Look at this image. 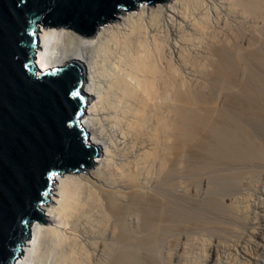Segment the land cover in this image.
Returning <instances> with one entry per match:
<instances>
[{"label":"bare ground","instance_id":"obj_1","mask_svg":"<svg viewBox=\"0 0 264 264\" xmlns=\"http://www.w3.org/2000/svg\"><path fill=\"white\" fill-rule=\"evenodd\" d=\"M204 3V0H171L167 3L154 5L142 3L134 10L115 14L116 19H109L102 25H98L93 36L90 37L82 36L78 31L65 28L62 25L42 28L39 36L40 46L36 57L39 71L45 72L55 66H65L70 62H78L83 67L84 86L82 90L90 99L87 107L88 111L85 110V116L83 117V130L89 134V137H92V145L98 147L101 154L98 157L99 159L95 161L97 164L86 172H65L62 176L56 175L55 181L51 183L53 186L51 189L55 193H53V197H46L50 201L47 202V206L44 205L47 214L43 218L47 223L38 220L33 221L30 228V238L25 240L24 254L17 264H145L144 259L148 260V256L155 253L158 256L160 251L166 256L168 262L175 259L180 261L179 256L187 245L186 239H188V243L191 235L186 231V233H183L186 234V239L184 236L179 235H183L181 232L187 230L190 225L200 222L202 224L204 222L203 218L206 216L200 219L201 215H194L199 213L197 210L202 206L199 204V209L196 208L198 201L194 203L197 206L193 205L196 211L194 214L191 211V209L194 210L193 208H189L185 203V206L191 212L186 211V207L184 205L182 207V204L177 201L178 191L176 192V190L181 191L180 187L182 188V185L180 183L187 182L185 180L181 181L178 176L181 177L182 174H185L189 176L190 180L192 178L196 179L197 176L199 179V176L201 177L199 172L202 170L203 174L206 166L212 165L210 167H213L216 162H219V164L220 162L223 164L227 162L228 166L229 162H232L231 164L235 162V165L236 162L242 163V165L251 163L247 167L253 166L252 163L255 162L256 164L259 160L264 162V0H222V3L220 2L222 8H218L223 9L225 19L220 16L221 11L217 10L218 4L217 6L215 4L216 10L214 12L217 11L215 14H219L220 19L224 20V24L223 28L220 26L222 23L218 25L221 28L219 31H222L219 33L220 35L216 33L219 28L216 31L214 30L217 35L209 33L210 30L213 32L212 29L214 28L207 31L208 34L213 36H211L212 38L209 36L211 40L205 41L209 43L206 47L205 44L207 43H205L203 47L208 49V54H205L207 56L200 55V52L197 53L203 59H206L205 62H202L201 57L197 56L196 61L199 60L203 63L200 65L195 62L194 54L196 53L191 54L197 48L193 47L192 52H190L191 50L187 51L188 49L185 52L184 48H181L178 52L174 51L173 36L181 32L184 33L187 28L199 30L201 34L202 31L206 33L209 26L208 22L213 18H209L211 11L209 12V9L206 12L208 8H203ZM209 4L208 7L214 5V3L211 6ZM191 6H193V9H200L202 12L198 11L201 16L199 15L200 17L196 18L194 15L195 18H191L188 23L185 20L187 18L185 13H188L189 9L191 11ZM179 7H186V11L179 10ZM198 12L196 11V13ZM190 13L194 14L191 11L188 13L189 16ZM179 18L181 20H178ZM188 19L190 18L188 17ZM216 22L219 24L218 21ZM210 26H214V23ZM191 31L188 33L190 34ZM199 31H196V33H199ZM188 33L186 34L188 35ZM207 33L205 37L208 36ZM181 34L179 35L182 36L183 34ZM203 38L200 37L202 41ZM187 39L190 40V38ZM186 40L183 42H189V40ZM179 41L175 46L180 45ZM193 41L194 38L191 44H188L192 46ZM202 45H200V48H202ZM196 47L198 46L196 45ZM188 48L190 49V47ZM204 52L206 53V50ZM187 53L190 56L194 55L191 57H193L197 66L199 64V69L195 63L192 65L195 66V70H198L195 72L206 75L204 76L206 77L204 79L206 84L203 81L204 84L200 83L203 78H199L202 75H199V78L195 76L200 82H196L194 87L191 86L193 81L189 80V77L190 84H188L184 77L187 75L183 73L184 76L182 77L181 72H179L180 68H178L181 64L179 65V61L177 64L176 59L179 57V59H183V62L192 59ZM186 63L188 65L189 62ZM190 72L191 70L187 74L193 78L191 75L194 70L192 74ZM196 154L201 156L199 158V160L201 159L200 162H197L199 160L195 158ZM194 160H196V164H194ZM240 164L238 165L241 166ZM219 167L216 171L221 170V168L218 169ZM246 168L248 176L245 177L248 178L251 172ZM230 169H234V167H230ZM206 170L209 171L208 168ZM237 170H235V173ZM245 170L244 172H246ZM227 171L224 170V173ZM251 171L254 174L255 170ZM229 172L228 175L231 174ZM244 172L240 170L235 175L233 170L232 176H236L237 179L235 177L234 179L240 182L243 177L241 179L239 177ZM206 173L211 175V172H205L203 174L204 178H208ZM224 173L222 175L225 176ZM213 174H215L214 177H212ZM213 174L209 176L208 181L213 178H216V180L223 179V177H217L222 176L221 174L217 173V176L216 172ZM232 176L229 179L234 181ZM183 177L185 178V176ZM203 177L200 178V181L204 180ZM245 180L240 184L234 182L241 186L245 183ZM200 181L198 180L199 183ZM233 181L229 183L222 182H226L225 184L231 183L230 186L221 182L219 184L231 188V185L234 184ZM176 182L181 186H178ZM193 182L191 181V183ZM198 182L195 181V184H198ZM201 182L203 184V181ZM217 182H214L215 185ZM188 183L190 184V181ZM188 183L185 185L188 186ZM210 184L213 183H208V186H212ZM219 184L217 183V185ZM221 185L219 186L221 187ZM177 186L179 188L176 189ZM190 186L192 185L190 184ZM197 186H195V191L198 190ZM200 186L203 185L200 183ZM214 186L210 188L214 190ZM220 187L215 190L219 192L212 191V193H220L219 196L225 192L223 196H231L226 195L229 189L226 188V192L223 191V187ZM236 187L233 186L235 190ZM245 187H243L244 190H246ZM183 188H186V186L183 185ZM187 188L184 190L185 192L189 190ZM233 188L230 189L231 192L234 191ZM220 189H223L221 190L223 193ZM240 189L242 190V186ZM240 189L236 191H240ZM204 193L205 197L209 195L208 192ZM244 193L245 191L242 195ZM235 194L238 195V192ZM245 194L243 197L247 198L246 203L249 202L248 199L250 198ZM185 195L182 198L186 197ZM192 195H189V197ZM237 195H234V197ZM240 195L237 196V199L242 197H239ZM218 196L216 195L214 198ZM223 196H220V200ZM193 197H191L192 200ZM243 197L241 201L239 200L241 203L244 202L245 198ZM186 198V201L190 199ZM203 199L205 198L203 197L200 200L202 203ZM210 199L207 198L204 201L208 200L207 203L211 204ZM218 199L217 202H219ZM192 200L190 201L192 202ZM194 200H197L196 197ZM212 201L216 203L214 205H217L215 200ZM241 203L239 207H241ZM237 204L229 201L224 202L223 206L233 210ZM242 205L244 204L242 203ZM212 206L207 205V209H211L208 212L212 213L213 211L214 213L216 210L214 209V211ZM255 206L257 207V205ZM217 207L215 206V208ZM225 207H222L223 210L219 207L217 211L221 212L222 210L223 212ZM251 208L252 211L256 210L253 206ZM227 210L226 213H229ZM203 211L206 212V210ZM239 211L237 210V213ZM243 212L245 215L248 213ZM235 213L236 210L233 214ZM256 213L257 216L258 213L260 214V212ZM233 214L231 215L234 220ZM222 215L221 218L224 219ZM207 216L209 219L214 217V215H212V218L210 215ZM194 217H198V219ZM245 218L243 220L242 217L240 218L244 225L246 222L243 221H247ZM209 219L205 218V221ZM227 219L219 223L215 218L214 227L222 225L224 221L227 224ZM254 219L250 222L255 223ZM256 219L259 224L260 220ZM210 221L204 222V225L207 222L210 225ZM236 224H233V226L231 224L230 227L232 226L234 230V226L239 227ZM225 225L221 226V232L227 231L225 229L226 227L228 229L229 223L226 227ZM259 225L261 226V224ZM208 226H205V228ZM252 226L254 227V225ZM258 226L256 225V228ZM223 227H225L224 230ZM263 227L264 225L261 226L260 230L255 228L256 232L253 236L255 235L257 239L260 238L261 232L263 234ZM240 228H235L238 229L237 233L241 231H239ZM213 229L211 228V230ZM219 229L217 228V230ZM203 230L210 231V229ZM228 230L230 231V229ZM199 231L201 234H198L201 237L202 231L201 229ZM229 231L227 232L229 233ZM233 232L235 233V230ZM203 233L207 234L206 232ZM187 234L190 236L189 238ZM208 234L211 236V233L208 232ZM218 234L216 236L220 235L221 238L229 235ZM235 235L232 234L230 237L233 236L234 238ZM192 236L196 241L201 242L200 237L196 236L199 239L197 240L194 235ZM236 236V241H238L239 235ZM243 236L245 235L243 234ZM205 238L204 240L207 242L209 239L206 238V240ZM233 238L230 239L234 240ZM223 239L219 238L218 242L210 239V243L205 242L206 245L208 244L207 247L206 245L204 247L203 243L204 250L202 245L201 249L204 254L201 257L202 252L200 253L198 261H201V258L203 259L202 264H215V262L217 264V260L221 258L219 257V247H221L219 244L221 241L224 242ZM257 242L259 243V241ZM237 245H235L237 247H235V250H238ZM258 245L261 244L259 243L256 246ZM246 247L249 248L247 245ZM184 250L187 253V250ZM249 251L247 253H251V255L254 252ZM162 252H160L161 255ZM161 255L156 257L159 258ZM183 255L187 256V254ZM243 255L245 254L243 253ZM239 257L241 258V256ZM161 258L160 260H163ZM151 260L149 259V261ZM164 261L166 260L164 259ZM238 261V264H241L242 260ZM168 262L165 263L168 264ZM154 263H158V261L156 260ZM161 263L164 262L161 261ZM182 264H185V262L183 261Z\"/></svg>","mask_w":264,"mask_h":264},{"label":"water","instance_id":"obj_2","mask_svg":"<svg viewBox=\"0 0 264 264\" xmlns=\"http://www.w3.org/2000/svg\"><path fill=\"white\" fill-rule=\"evenodd\" d=\"M169 1L0 0V264H17L33 221L47 223L40 205L55 176L86 172L101 154L80 123L90 100L83 67L40 72V31L62 25L90 37L115 14Z\"/></svg>","mask_w":264,"mask_h":264},{"label":"rangeland","instance_id":"obj_3","mask_svg":"<svg viewBox=\"0 0 264 264\" xmlns=\"http://www.w3.org/2000/svg\"><path fill=\"white\" fill-rule=\"evenodd\" d=\"M206 1H208V2H206ZM206 1L204 0V2H205L206 4H207V3H208V4L210 3L209 6L213 5V3H214L213 6H215V4H216V6H217V4H218V6H217V10H218V11L220 10L221 12H223V13H221V12L219 11L220 14H221L220 16H221L223 19H225V18H224L225 15H224V17H223V14H225L224 11H223V9H222V10L219 9V8H222V7H220V6H222V4H221V3H222V0H217V1H216V0H212V3H211V0H206ZM215 1H216V2H215ZM219 1H220L221 3H220ZM205 3H204L203 8H206V9L208 8V9L206 10V12L210 9L209 12H210V11H211V12H210V14H209V18H210V17L213 18V19H212L213 21H212V20L209 21V19H208V21H209V22H208V25H209L208 28L211 27L210 25H211L212 23H214V26H215V27L212 26V27L209 28V29L207 28V29H206V33H207V31H209L210 29L214 28V29H212L213 32H211V30L209 31V33L212 34V33H214V32L217 30V28H219V29L217 30L218 32H216V33H217L218 35H220L219 33H221L222 31H219V30H221V28H223L222 26H223V24H224V23H223L224 20H223V19H220L221 17L219 16V14H215V13L217 12V11L214 12V10H216V9H215L216 6H215V7L211 6V7H213V8H211V7H208V4L206 5ZM219 3H220L221 5H220ZM206 6H207V7H206ZM192 7H193V6H191L190 8H191L192 13H194V14H191V13H190L191 15L189 16L188 13L191 12L190 9L187 11L188 13H185V15L187 16V18H185V20H186L188 23L190 22L191 18L193 19V18H195V16H196V18H198V16L201 14L200 12H202V11H200V9L197 10L196 8H194V9H195V10H194ZM201 7H202V6H201ZM218 7H219V8H218ZM179 8H180L179 10H181V11H184V12L186 11V7H179ZM203 8H201V9L203 10ZM187 9H188V8H187ZM192 9L194 10V12H193ZM211 9H212V10H211ZM204 10H205V9H204ZM196 11H197V12L200 11V12L196 13ZM209 12H208V13H209ZM219 12H218V13H219ZM213 13H214V15L212 16ZM194 15H195V16H194ZM192 16H193V17H192ZM200 16H201V15H200ZM200 16H199V17H200ZM214 16H215V18H214ZM217 16H219V17H217ZM188 17H189L190 19H188ZM216 17H217V19H218V18H219V19L217 20ZM211 18H210V19H211ZM215 19H216V20H215ZM178 20H181V19L179 18ZM188 20H189V21H188ZM219 20H221L222 22H220ZM182 21H183V20H182ZM214 21H215V22H214ZM216 21H218L219 24H217ZM183 22H185V21H183ZM185 23H186V22H185ZM185 23H183V24H185ZM209 23H210V24H209ZM221 23H222V24H221ZM215 24H216V25H215ZM220 24H221V25H220ZM218 25H220L221 28H220V26H218ZM190 29H191V28H190ZM190 29L187 28V30H186L187 32L184 31V33H185V32L188 33L189 31L192 30V29H191V30H190ZM214 30H215V31H214ZM222 30H223V29H222ZM194 31H195V32H194ZM196 31H199V30H192V31L190 32V34L192 33L191 35H193L194 37H192L189 33H188V35H187L186 33H185V35H184L183 32H181V33H182L184 36H183L181 33H178L176 36H173V43L175 42V43L173 44V45H174L173 48H174V51H175V52H178L181 48H184V49H185V50H184L185 52L190 51L191 49L193 50L194 48H197V49H194L193 52H192V50H191L190 52H192L191 54L196 53V54H194L196 57H195L194 55H191V56H194V58H196V59H195V62H198V63L201 65V64H203V63H201L199 60L196 61V60H197V56L199 57L201 54H202V55L208 54V49H207V48H205V49L203 48V47H204V44L207 43V42H205V41H209V40H211V38H212L211 36L215 35L216 33H214L213 35L207 33L208 36L205 37V36H206L205 31H202V34H203V35L200 33L201 31H199V33H196ZM193 32H194V33H193ZM204 33H205V35H204ZM179 34H181L182 36H180ZM194 34H195V35H194ZM217 34H216V35H217ZM186 35H187V36H190V37H187ZM197 35H199V36H197ZM200 35H201V36H200ZM179 36H180L181 39L179 38ZM195 36H196V38H195ZM202 36H203L204 38H203ZM209 36H210L211 38H210ZM185 37L190 38L191 41H190L189 39L186 38L187 40H189V42L184 43L185 40H186ZM191 37H192V38H191ZM197 37L199 38V41H198V38H197ZM200 37L204 39V40H203L204 43H203L202 39H200ZM178 38H179V39H178ZM182 38H183V39H182ZM193 38H194V41H193V43H192L193 45L191 46L190 44H191ZM206 38H207V39H206ZM209 38H210V39H209ZM176 39H177V41H175ZM205 39H206V40H205ZM179 40H180V41H179ZM187 40H186V41H187ZM195 40H197V41H195ZM178 41H179V44H180V45H176V46H175V44H178ZM183 41H184V42H183ZM200 41H202V42H200ZM176 42H177V43H176ZM194 42H195V43H194ZM199 42H200V43H199ZM188 43H190V44H188ZM201 43H202L203 45H202ZM208 43H209V42H208ZM208 43L205 44V47L208 45ZM194 44H195V46H194ZM199 44L202 45V46H201L202 48H200V45H199ZM187 45H188V46H187ZM196 45H197L198 47H196ZM181 46H183V47H181ZM175 47H176V49H175ZM188 47H190V49H189ZM193 47H194V48H193ZM177 48H178V49H177ZM198 48H200V49H198ZM186 49H188V50L186 51ZM201 49H202V50H201ZM203 49H204V50H203ZM176 50H177V51H176ZM196 50H198V51L196 52ZM200 50H201V51H200ZM205 50H206V53L204 52ZM166 51H167V50H166ZM168 51H169V50H168ZM190 52H189V54H190ZM199 52H200V53H199ZM166 53H167V52H166ZM197 53H199L200 55L197 54ZM189 54L187 53V55H189ZM189 56H190V55H189ZM191 56H190V57H191ZM206 56H207V55H205V57H206ZM200 57H201V56H200ZM200 57H199V58H200ZM191 58H192V59L187 60L191 65H190L189 63H188V65H187V63H186L187 61L185 62V60H184V62H183V59L181 60V58L179 59V57L176 59L177 64H178V61H179V65L181 64V66H183V67H182L183 72H182L181 66H180V67L178 66V68H180V69H179V70H180L179 72H181L182 77H183L184 75H187V76H184V77L186 78L188 84H190V83H189V80L193 81V82H192L193 85L191 84V86H193V87H194V84H195L196 82H197V83L200 82V80H198L197 78H199L201 75H202V76H201L199 79H201V78H203V79H201V82H200V83L204 84L203 82H205V84H206V80H204V79L206 78V77H204V76H206V75L202 74L201 72H200V73L195 72V71H198V70H195V68H194L195 66L192 65V64L195 63V62H194L193 57H191ZM199 58H198V59H199ZM178 59H179V60H178ZM200 60H201L202 62H205V61H206V59H205V58L203 59V57H201ZM203 60H204V61H203ZM180 61L183 62V63H181ZM190 61H191V62H190ZM182 64H183V65H182ZM185 64H186L188 67H187ZM195 64H196V63H195ZM195 64H194V65H195ZM199 64H198V66H197V64H196V67H197L198 69H199ZM189 65H190V66H189ZM185 66H186L187 69L185 68ZM191 67H193V69H191ZM188 68H189V69H188ZM197 68H196V69H197ZM184 69H185V70H184ZM186 70H188V71H186ZM190 70H191L190 74H192V72H193V70H194V73L191 75L193 78H195V76H196V77L198 76V77L195 78V79L191 78L190 75L187 74V73H189ZM183 73H184V75H183ZM196 73H197V74H196ZM195 74H196V75H195ZM199 75H200V76H199ZM188 77H189V80H188ZM185 78H184V79H185ZM195 80H198V81H195ZM191 81H190V82H191ZM194 81H195V82H194ZM202 81H203V82H202ZM195 85H196V84H195ZM83 86H84V81H83ZM82 91H83V90H82ZM89 102H90V100H89ZM89 102H88V104H87V106H86V108H85L86 111H88V108H87V107L89 106ZM83 122H84V121H83V118H82V119L80 120V123H81L82 126H83V124H84ZM88 135H89V134H88ZM89 139H90V141L88 142V145H89V146H93V145H92V142H91L92 137L90 136ZM93 147H94V146H93ZM198 156H199V157H198ZM197 157H198V158H197ZM200 157H201V156H200L199 154H196V155H195V158L198 159V160H199ZM98 159H99L98 157H95V158H93V161L95 162V161L98 160ZM194 161H195L194 164H196V160H194ZM200 161H201V159H200L199 161H197V162H200ZM262 161H263V160H259L258 162H256V164H255V162H253V163H252L253 166H249V167H247V165H251V163L246 164V165H245V164L242 165V163L240 164V163L236 162V165H235V162H233L234 164H231L232 162H229V166H228L227 162L222 161V162H224V164L221 163V162H220V164H219V162H216V163L214 164V165L216 166V168H214L215 166L210 167V166H212V165H210V166H208V167L206 166V168H208L209 171H207L206 168H204V172H203V174H204L205 172H211V173H210L211 175H209V173H206V174H208V175H206V176H208V178H204V177H203L202 170H201V172H199V174L201 173V174H200L201 177L199 176V179H198V176H197L196 179H195V178H194V179L192 178L193 180H192V179L190 180L189 176H187V175H185V174H182V175L180 174L181 177L178 176V178H181V179H180L181 181H184V180L187 181V182H183L184 184H183V183H180V184L182 185V188L180 187V190L182 189L181 191H183V192H181V191H179V190L177 189V188H179L178 186H179L180 184L176 182V184L178 185V186L176 187V189H177L176 192H177V191H178V192H181V193H178V192H177V196H178V197H177V201H178L180 204H182L181 206H182V207H183V205L185 206V203H186V206H188L189 208L191 207V208L194 209V210L191 209V211H192L193 214H194V212L196 213L194 207L198 205V206L196 207V208H198V207L200 206L199 204H201L202 206H200L199 208L202 209V210H200L199 208H198L199 210L196 209L197 212H199V213L194 214V215H196V216H197L198 214L201 215V216H200V219H201V217L206 216V217L203 218V221H204V222H206V221H210V220L213 219L214 221H210V222H211L210 225L213 224V223H215L216 220H218V222H219V220L222 219V218H221V215L223 214L222 217H223L224 219H227V218H229V219H227V224H226V221H224V222H223L224 224L222 223V225H223V226H224L225 224L228 225V223H229V225H228V226H229L228 229H230V231L227 229V227H226V225H225V227H226L225 230L229 231V233H228L227 231H224V232L222 231V232L225 233L226 235H228V234H229V235H228V237H222V238L220 237L219 234H222V232H221V230H222V229H221V226H222V225H218V226H216V225H217V222H216V225H215L216 228L214 227V224H213V226L210 227V225L208 224L209 222H207V224L205 223V225H204V222H202V224H201V222H200V223H197V224L195 223L196 226L200 227V225H201V227H200V228H198V227L196 228V226L193 224V225H190L191 228H190V227L187 228V230H189L190 232L187 231L186 229L183 230V232H181L182 234L188 232V234L191 235V237H190V236L187 234L188 238L190 237V240L188 241V243H187V240H188V239H186V234L179 235V236H184L185 239H186V244H187V245H186V247H185L184 249L187 250V249L190 247L189 250H187V253L185 252L184 249H183V250H184L185 253H184L183 250H182V252H181V254H180V256H179L180 261H182V262H180L179 259H175V260H172V261L168 262V260L166 259V256H164L163 252L159 250L160 252H162V255H163V256L161 255L160 252H158V256L161 255V257L163 258V260H160L161 257L157 258L158 256H157V254L155 253L156 255H155V254H151V255H149V256H148L149 258H148V257H145V258H148V260H147V259H144V263L146 264V262L148 261L147 264H150L151 262H152L151 264H167V263H165V262L167 261L168 264H169V263L171 264V262H173V261H174V262L179 261V262H177V263H179V264L181 263V264H182L183 261H184L185 264H200V262H201V264H202L203 259L200 258L201 261H198V257H200V256L203 257V254H204V251H203V250H204V247H205V245H206V244H205L206 241L204 240V238L206 237V238H208L209 240H210V239H211V240H214V238L216 237L214 241H217V242L219 241V238H220V239H223V238H224V239H223L224 242H225L226 240L229 241V242L226 241L225 243H224V242L222 243V241L220 242L219 246L221 245V247H219V248H220L221 250L219 249V251H220V252H219V253H220V254H219V257H221L222 259L219 258V259L217 260V264L219 263V261H221L219 264H238V263H239L238 260H242V261H241V264H243V263H244V264H247V263L250 264L251 262H252L251 264H264V238H263V237H264V229H263L264 227L262 228L263 234H262V232H261V236H260V238L257 239V237H256L255 235L253 236L254 232H256V230H260V229H261V226L264 225V224H263V223H264V220H263V219H264V209H263V208H264V206H263V205H264V167H263V163H264V162H262ZM198 164H199V163H198ZM217 164H218V165H221L222 167L224 166V168H222L221 166L219 167ZM225 164H226V165H225ZM238 164H240L241 166H239ZM259 164H261V165H259ZM199 165H200V164H199ZM232 165H233V166H232ZM238 166H239V167H238ZM245 166H246L247 168H246ZM255 166H256V167L258 166V167L256 168ZM260 166H261V167H260ZM202 167H203V166H202ZM209 167H210L211 169H210ZM217 167H219L218 169L221 168L222 171H221V170H219V171L217 170V171H218V172H217V171H216ZM226 167H229V168H226ZM230 167H232V168L234 167V169H230ZM235 167H236V168H235ZM212 168L215 169V170H213ZM238 168H239V169H238ZM245 168H246L247 170L249 169V171L251 172V173H249V177H250V178H249V177H248V178L245 177V176H248V175H247L248 173H247V171L245 170ZM255 168H256V169H255ZM227 169H228V171H227ZM237 169H238V170H237ZM243 169H244L246 172H244ZM257 169H258V170H257ZM224 170L227 171V172L224 173ZM229 170H232V171H230L231 174H230ZM233 170H234V174H235V175H236L237 172L239 173L240 170H241L242 172H244V174H246V175H244V174L241 173V175H240L241 177H239V179H241V178L243 177L242 180H241L242 182H241V181H240V182H239V181L237 182V181L235 180V179H237V177H236V176H232ZM235 170H237L236 173H235ZM251 170H255V172L253 171L254 174L252 173ZM256 170H257V172H256ZM213 171H214V172H213ZM220 171H221V173H220ZM215 172H216V176H217V173H219V174H221V175H222V173H224L225 176H226V178H225L224 175H222V176H217V177H219V178H222V177H223V179H220V180H216V178H213V179H215L216 181H218V182H217L218 184H219V182L222 183V182L226 181V182L229 183V182L233 181L232 179H229V178H231V176L233 177V179H234V177H235L234 181L237 182V183H239V184H240V183H243L245 179L249 180V181H246V180H245V183L241 185V186H242V190L240 189L241 186L238 185L237 183H235V182L233 181L234 184H236L238 188L236 187V185H234V184H232V185H233L234 187H236V190H237V189H240V191H239V190L236 191L235 188H233L232 185H231V188H233V190L235 191V193L238 192V195L241 194L239 197H241V196L243 197L244 194L246 193L245 196H249L248 198H250V199H248V201H249L250 203H249V202H246V203H245V200H246L247 198H246V197H243V198H245V199L243 200L244 202H242L244 205H242V203L240 202V201L242 200V199H241L242 197L239 198V199H237V198H238V197H237L238 195L235 194V193H233V192H234L233 190H232L233 192H231V191H230V189H231L230 187H228V186L226 187V186H225V185H229V186H230L231 183H230V184H228V183L225 184L226 182H225V183H222V184H225V185H221V183H220V184H219V185H221V187H220L219 185H217V183H216V185H215L214 182H216V181L213 180V179H212L213 181L210 179V180H209L210 182H209V181H208L209 176H212V174L215 173ZM228 172H229V174H230L231 176L228 175ZM226 173H227V174H226ZM255 173H256V174H255ZM234 174H233V175H234ZM251 174H252V175H251ZM214 175H215V174H213L212 177H214ZM227 175H228V177H227ZM250 175L252 176V178H251ZM183 176H185V178L188 177L189 180H187L188 178L185 179ZM186 176H187V177H186ZM204 176H205V175H204ZM206 176H205V177H206ZM182 177H183V178H182ZM202 177H203V179H204V180H201V181H203V184H202V182L200 181V178H202ZM212 177H211V178H212ZM219 178H218V179H219ZM55 179H56V176H55ZM205 179H206V180H205ZM225 179H226V180H225ZM198 180L200 181L201 185H203L204 187H203V186H200V183L198 182ZM176 181H177V179H176ZM188 181H190V184H191L192 186H190V184L188 183ZM191 181H192V182L194 181V182H193L194 184L191 183ZM195 181L198 182V184H197V183L195 184ZM207 181H208V183H213L215 186H214L213 184H210V185H212V186H208ZM211 181H212V182H211ZM179 182H180V181H179ZM249 182H250V183H249ZM187 183H188V186L185 185V184H187ZM181 185H180V186H181ZM183 185L186 186V188H187V187L189 188V186H190L191 191H192V190H193V191L191 192V191H190V188H189V190L185 192L184 190H185L186 188H183ZM197 185H199V186H197ZM195 186H197V187H196V188L198 189L197 191H195V190H196V189H195ZM206 186L208 187L209 191H208V189H207ZM213 186L215 187L214 190L211 189ZM217 186L220 187V188L223 187L224 190H223V189H220V191H221V190L226 191V188H227V190L229 189V190H228L229 192L226 191V192L228 193V194L226 193V195H231L230 197H231V198L233 197V198L230 200V199H229V198H230L229 196H227L228 198H227L226 196H223V195L225 194V192H224L223 195H219V196H218V194H220V193H217V194L212 193V191H215V190L218 188ZM239 186H240V187H239ZM245 186H246V187H245ZM52 187H53V186L51 185V188H52ZM193 187H194V188H193ZM199 187H200V188H199ZM210 187H211V188H210ZM243 187H245V189H246L247 191L244 190ZM188 188H187V189H188ZM203 188H204V189H203ZM199 189H201V190L199 191ZM218 189H219V188H218ZM218 189H217V190H218ZM206 190H207V191H206ZM49 191H50L51 194L48 193V194L46 195V197H48V198H49V197H53V193H55V191H53L52 189H50ZM189 191H190V192H189ZM198 191H199V192H198ZM242 191H243V192L245 191V193H244L243 195H242V193H243ZM204 192H206V193L208 192L209 195H208V196L206 195L207 197H205V195H203V194H205ZM210 192H211V194H210ZM215 192H219V191H215ZM240 192H241V193H240ZM183 193H184V194H183ZM185 193H187V194L185 195ZM189 193H191V194H189ZM198 193H199L200 195H199ZM221 193H223V192L221 191ZM230 193H231V194H230ZM239 193H240V194H239ZM178 194H179V195H178ZM182 194H183V195H182ZM188 194H189V195H192V194H193L191 197H193V196L195 195V197H196L197 200H194L195 197H193V200H192V198L189 197ZM196 194H197V196H196ZM214 194H215V195H214ZM232 194L237 195V196L234 197V195L232 196ZM247 194H248V195H247ZM181 195H182V196L185 195L186 197H187V196H188V197H187V198H186V197L182 198ZM198 195H199V196H198ZM211 195L213 196V198L217 195L218 197H216V198H217V199L219 198L218 201H219V202L221 201V203L217 202V201H216V200H217L216 198L213 199ZM210 196H211V197H210ZM220 196H223V197H226V198L221 197V200H220ZM180 197L182 198V200H183L184 202L181 200ZM201 197H202V198L204 197L205 199H207V198H208V199L211 198L212 200H215V201L217 202V205H214V204H216V203L213 202L211 199H210L211 204H209V202L207 203L208 200H206V202H205V201H204L205 199H203V203L205 202L204 205H206V207H204L203 203L200 201V200L202 199ZM185 198H186V199L190 198V199H188V200L186 201ZM235 198L237 199V201H236ZM178 199H180V200H178ZM198 199H199V200H198ZM226 199H227V201H226ZM190 200H192V202H191ZM223 200H224L225 203H227V202H229V201H233V203H236V204L239 203V204H237L238 206H237V205L235 206L236 208H233L234 211L236 210V213H235V214H233L234 211H233L232 209H228L227 207L223 206V204H224ZM234 200H235V202H234ZM239 200H240V201H239ZM180 201H181V202H180ZM188 201H190V202H188ZM195 201H198V202H197V203H198L197 205L194 204V203H196ZM199 201H200V202H199ZM246 201H247V200H246ZM251 201H252V202H251ZM179 203H178V204H179ZM212 203H213V206H212ZM240 203H241V207H239ZM251 203H252L253 205H252ZM180 204H179V206H180ZM219 204H221V205H219ZM246 204H247V205H246ZM249 204L252 205L254 209L256 208V210H255L256 212H260V214L258 213V216L256 215L257 213H256L255 211H252V210H253V209L251 208L252 206L250 207ZM193 205H195V206L193 207ZM207 205H208V206H212V207H213V210H214V209L216 210V211L214 210L216 213H215V212L213 213V211H212V213H211V212H208V210L211 211V209H207V208H208ZM255 205H257V207H256ZM186 206H185V207H186ZM215 206H218L217 208L221 207V208H219V209H222V207H225V210L222 212V210H223V209H222L221 212H220V211L218 212V211H217V208H215ZM242 206H243V207H242ZM247 206H249V207H247ZM260 206H261V207H260ZM185 207H184V208H185ZM201 207H202V208H201ZM212 207H209V208H212ZM238 207H239V208H238ZM40 208H41L42 211L44 212V215L47 214L46 211L44 210V208H45L44 205H40ZM184 208H183V209H184ZM203 208H204V209H203ZM226 208H227L228 210H227ZM245 208H249V209H251V210H249V209L246 210ZM185 209H186V211L191 212L190 209H188L187 207H186ZM219 209H218V210H219ZM239 209H240V211H239ZM258 209H259L260 211H259ZM203 210H206L207 213L204 212ZM226 210H227L229 213H226ZM237 210L239 211L240 214L237 213ZM200 211H202V212H200ZM241 211H242V212H241ZM243 211L248 212V213H250V214L246 213V215H245V213H244ZM250 211H252V212H250ZM203 212H204V213H203ZM230 212H231V214H233V216H234V220L232 219L233 217H232V215L230 214ZM254 212H255V213H254ZM201 213H202V214H201ZM205 213H206V214H205ZM208 213H209V214H208ZM218 213H221V214H218ZM225 213H226V214H225ZM243 213H244V214H243ZM261 213H262V214H261ZM215 214H216V215H215ZM224 214H225V215H224ZM236 214H237V215H236ZM238 214H239V215L242 214V215H244V216H239ZM247 214H248V215H247ZM251 214H252V215H251ZM199 215H198V216H199ZM207 215H210L211 218L213 217L212 215H214V217L216 218V220H215L214 217H213L212 219H209ZM218 215H219V216H218ZM230 215H231V217H230ZM249 215H250V216H249ZM262 215H263V216H262ZM210 216H209V217H210ZM217 216H218V218H219V217H220V218L218 219ZM245 216H247V217L245 218ZM248 216L250 217L249 219H248ZM252 216H253V217H252ZM255 216H256V217H255ZM226 217H227V218H226ZM236 217H237V218H236ZM238 217H239V218H238ZM241 217H242V220L245 218L247 221H248V220H249V221H248V222H247V221H243L244 223L246 222L245 225H244V224L241 222V221H242V220L240 219ZM243 217H244V218H243ZM194 218H197V219H198V217H194ZM205 218H207V219H209V220H206V221H205ZM253 218H255V219L258 218V219L260 220V221H259V224H261V226L258 224L257 219H256V221H255V219L253 220L255 223L250 222V221H252ZM224 219H222L220 222H222ZM230 219H231V220H230ZM237 219H239V220H238L239 222L236 221ZM232 220H233V222H232ZM229 221H230V222H229ZM220 222H219V223H220ZM249 222H250V224L254 225V227L251 225V226H250L251 228H250V227H249V225H250ZM256 222H257V223H256ZM260 222H262V223H260ZM219 223H218V224H219ZM236 223H237V224H236ZM241 223H242V224H241ZM247 223H248L249 225H248ZM198 224H199V225H198ZM231 224H232V226H233V224H234V225L236 224L237 226H239V227H235V226H234L235 233L233 232V231H234V230H233V227H232V226L230 227ZM246 224H247V225H246ZM208 225H209V226H208ZM240 225L242 226L243 229L240 228V227H241ZM256 225H257V226L259 225V226L256 228ZM192 226H194L193 229H192ZM203 226H204V227H203ZM205 226L210 227V228H209L210 231H208V232L211 233V236H210V234H208L207 231H204V230H203V229H205V230H209L208 227L205 228ZM219 226H220V227H219ZM225 227H223V230H224ZM244 227H245V228L248 227V228L245 229ZM252 227H253L254 229H253ZM194 228H195V229H194ZM211 228H212V229L214 228V229L211 230ZM217 228H218V229L220 228V229L217 230ZM235 228H240L239 231H240V230L242 231V230L245 229L244 231H245V232L247 231L248 233H247V232L245 233L244 231H242V232L240 231L239 233H237V232H238V231H237L238 229L236 230ZM255 228H256V230H255ZM190 229H191L192 231H191ZM196 229H197V230H196ZM198 229H199V230L201 229V231L203 230V231H202V236H203V238H202V236H201V237L199 236V234H201V232H200ZM215 229H216V230H215ZM214 230H215L216 232L219 231V232H221V233L217 232V233L214 234V233H213V232H215ZM252 230H253V232H252ZM185 231H186V232H185ZM231 231H232V232H231ZM191 232H192V233L194 232V234H192ZM203 232H206L207 234H204ZM251 232H252V234H250ZM196 233H197V234L199 233L198 236H197ZM218 233H219V234H218ZM242 233H243L245 236H243ZM213 234H214L215 236H214ZM217 234H218L219 236H216ZM225 234H224V235H225ZM232 234H234V235H235V234H236V235H239V237H238V241H236V240H237V236H236V235L234 236V238H233V236L230 237ZM192 235H194L195 237L197 236L198 238L200 237V239H201L200 241L202 242V244H200L201 242L196 241L195 238H193ZM205 235H206V236H205ZM222 235H223V234H222ZM224 235H223V236H224ZM207 236H208V237H207ZM246 236H248L249 238H248V237L246 238ZM262 236H263V237H262ZM197 237H196V239H197ZM209 237H210V238H209ZM211 237H212V238H211ZM218 237H219V238H218ZM235 237H236V239H235ZM240 237H242V238L240 239ZM243 237H244V238H243ZM253 237H254L257 241H259V243H260L261 245L256 246V245L259 244V243H258L256 240H253V239H254ZM206 238H205V239H206ZM230 238H233L234 240H232V239H230ZM217 239H218V240H217ZM239 239H240V240H239ZM248 239H249V240H248ZM251 239H252V240H251ZM26 240H27V239H26ZM191 240H194V241H191ZM197 240H199V239H197ZM203 240H204V241H203ZM206 240H207V239H206ZM209 240L207 241L208 243H210V241H211V240H210V241H209ZM243 240H246V241H243ZM250 240H251V241H250ZM252 241H254V242H252ZM191 242H192V243L194 242V243L192 244ZM207 242H206V243H207ZM230 242H231V243H230ZM237 242H240V243H237ZM247 242H249L250 244L247 243ZM189 243H190V244H189ZM203 243H204V247H203ZM226 243H228V244H230V245H227ZM232 243H234V244H232ZM236 243H237V244H240V245H237ZM241 243H242V244H241ZM164 244H165V243H164ZM164 244H162V245H164ZM222 244H223V245H222ZM244 244H245V245H244ZM201 245H202V249H203V250L201 249ZM224 245H225V246H224ZM235 245L238 246V250H235V247H236ZM241 245H244V246H241ZM246 245L249 246V248L246 247ZM250 245H252V246H250ZM187 246H188V248H187ZM207 246H208V244L206 245V247H207ZM254 246H255V247H254ZM225 247H227V248L229 247L228 250H227V248H225ZM243 247H244V249H243ZM251 247H253V248L251 249ZM258 247H259V248H258ZM230 248H231V249H230ZM233 248H234V249H233ZM236 248H237V247H236ZM222 249H223V250L225 249V250L223 251ZM229 249H230V250H229ZM246 249H247L248 251H249V250H250V251L252 250V251H254V252L251 251V252H252V255H251V253H249V254H250V255H249V254L247 253L248 251L246 252ZM233 250H234V251H233ZM244 250H245V252H244ZM188 251H189V252H188ZM228 251H229V252H228ZM230 251H231V252H230ZM232 251L235 252V253L233 254ZM238 251H239V252L241 251V252L239 253ZM250 251H249V252H250ZM201 252H202V254L200 255ZM222 252H224V253H222ZM159 253H160V254H159ZM231 253H232V254H231ZM241 253H242V254H241ZM243 253H244L245 255H243ZM246 253H247V254H246ZM183 254H187V256H186V255L184 256ZM226 254H227V255H226ZM229 254H230V255H229ZM235 254H236V255H235ZM182 255H183V256H182ZM199 255H200V256H199ZM221 255H222V256H221ZM225 255H226V257H225ZM237 255H238V257H237ZM242 255H243V256H242ZM154 256H155V257H154ZM156 256H157V257H156ZM181 256H182V257H181ZM228 256H229V257H228ZM235 256H236V257H235ZM239 256H241V258H240ZM253 256H254V258H252ZM151 257H152V258H151ZM164 257H165V258H164ZM184 257H186L187 259H186V258L184 259ZM230 257H231V258H230ZM234 257H235V258H234ZM243 257H245V258H243ZM246 257H247L248 259H247ZM162 258H161V259H162ZM181 258H182V259H181ZM236 258H237V259L240 258V259L237 260ZM251 258H252L253 260H252ZM149 259H150V260L152 259V260L149 261ZM153 259H154L155 261H154ZM158 259H159L160 261H159ZM164 259H165L166 261H164ZM243 259H244V260H243ZM245 259H247V260L245 261ZM156 260L158 261V263H154V262H156ZM236 260H237V261H236ZM250 260H251V261H250ZM153 261H154V262H153ZM161 261H163L164 263H161ZM243 261H244V262H243ZM255 261H256V262H255ZM159 262H160V263H159ZM174 262H173L172 264H175ZM198 262H199V263H198ZM246 262H247V263H246ZM177 263H176V264H177ZM215 264H216V262H215Z\"/></svg>","mask_w":264,"mask_h":264},{"label":"snow or ice","instance_id":"obj_4","mask_svg":"<svg viewBox=\"0 0 264 264\" xmlns=\"http://www.w3.org/2000/svg\"><path fill=\"white\" fill-rule=\"evenodd\" d=\"M22 2H23V0H22ZM72 95H74V96H75V95H78V93H76V92H73V93H72Z\"/></svg>","mask_w":264,"mask_h":264}]
</instances>
